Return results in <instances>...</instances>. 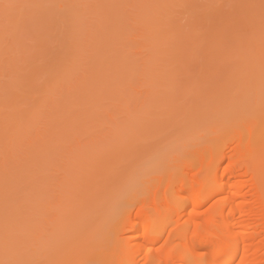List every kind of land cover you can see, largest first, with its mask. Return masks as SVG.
Instances as JSON below:
<instances>
[{"label": "rangeland", "instance_id": "374dc122", "mask_svg": "<svg viewBox=\"0 0 264 264\" xmlns=\"http://www.w3.org/2000/svg\"><path fill=\"white\" fill-rule=\"evenodd\" d=\"M127 1L0 3V262L122 264L131 235L113 241L110 224L138 220L171 191L166 177H196L244 117L263 115L261 0ZM153 24L168 36L147 39ZM113 46L133 64L115 68ZM99 56L113 63L96 59L98 75Z\"/></svg>", "mask_w": 264, "mask_h": 264}, {"label": "bare ground", "instance_id": "6f19581e", "mask_svg": "<svg viewBox=\"0 0 264 264\" xmlns=\"http://www.w3.org/2000/svg\"><path fill=\"white\" fill-rule=\"evenodd\" d=\"M4 1L5 0H3V2L2 1L0 2L2 6L5 4ZM8 1H5L6 4H8L7 3ZM118 1L119 0H117V2ZM128 1H130V3H132V5H131L132 8L134 7L133 5H135L137 3V2H135L137 0H132L134 2H132L131 0H128ZM143 1L145 2V0H143ZM148 1L149 0H147V2H146V6H147V4L151 3ZM151 1H152V3L150 5L153 4V1L156 2L157 0L156 1L151 0ZM162 1H164V0H161V1L158 0V2L160 4H158V2H156L157 3L156 6L163 5L164 7H166L167 1H165V3ZM138 2L141 5L140 4H138V6L136 5L137 8L139 6L145 7L144 6L145 4H143L144 2H142V0H141V2H140V0H138ZM10 3H12V1ZM115 3H116V1H115ZM118 3L121 4V0ZM133 3H135V4H133ZM164 4H166V5H164ZM123 5L124 4H122V6ZM125 6H123V7H125L124 9L126 12L128 11L127 18L128 17L130 18L131 17L130 15H132V17H133V12L139 11L138 9L137 10L135 9L136 11H133L134 9L132 10L131 7L127 9L126 4H125ZM160 6L156 7V8H160ZM163 6H162V9L164 8ZM13 7H11V8H13ZM149 7L150 6H148V9H149ZM141 8H139V9H141ZM143 9L144 8H142L141 10H143ZM3 10H5V9H3ZM65 10H67V9H65ZM65 10L63 9V11H65ZM74 10H76V9H74ZM120 10H121V8H120ZM122 10H123V8H122ZM71 11H72V9H71ZM129 11L132 14H129ZM126 12H124V14ZM75 14H76V12H75ZM121 14H123V13H121ZM142 14L145 15V13H142ZM142 14H140V16H142ZM135 15L137 16L138 14H135ZM155 16H156V14H155ZM76 17H78V16H76ZM100 17L101 16H99V20H100ZM132 17H131L132 20H133V18L135 19V16L133 18ZM138 17H139V15H138ZM143 17H145V16H142V19H143ZM152 17H154V16L152 15ZM152 17L150 16V19L156 20V18H152ZM105 18L106 17H103L104 20H105ZM158 18H160V17H158ZM106 19H107V21H105L104 24L106 23L105 26L107 27V22H108L109 18L107 17ZM142 19H140V20H142ZM150 19H148V20L150 21ZM166 19H168V18H165L164 20H166ZM153 21H150V25H151V22H153ZM154 22H157V21H154ZM101 23H103V22H100L98 24L101 25ZM109 23H108V25H109ZM165 23H167V22L165 21ZM165 23H164V25H166ZM98 24H97V26H98ZM104 24H103V26H104ZM115 24L113 26L110 23L111 27H115ZM157 24H159V23H157ZM161 24H159V26L162 28ZM82 25L83 24H81V26ZM150 25H148V26H150ZM159 26H157V27H159ZM99 27H100L99 29H101L102 25ZM111 27H110V29H111L110 31H109V28L106 29L109 31V33L106 31L107 34H109V35H110V33L111 34L113 32L115 33V31H113V29ZM130 27L132 28V29L130 28L131 30L136 28V27L134 28V26L132 24H130ZM137 27H139V26H137ZM153 27L155 28L156 25L153 24ZM157 27H156V29H157ZM160 27L157 30H159ZM146 29H149V31H150L151 27L146 28ZM166 29L167 28H165V30ZM169 29H170V27L167 30H169ZM151 30L153 31V28ZM131 32H133V31H131ZM156 33L157 34H155L154 31L152 33L147 32V34H150V35L153 34L154 36L162 33V34H160L162 37H163V35L166 34L165 31H163V29L161 30V32L157 31ZM120 34H122L121 36L123 37V35L125 33L123 34V32H122ZM172 34H173V32H172ZM109 35H108V37H109ZM160 35H159V37L158 36H156V37L161 38ZM166 35L168 36V34H166ZM263 36H264V34H263ZM96 37H97V35H96ZM151 37H152V35L150 36V38L148 37L147 39H151ZM86 39L89 40L88 38H86ZM86 39L83 38V40H85V44H86ZM163 40H164V38L160 41H162V43L164 45H166L164 43L165 40L164 41ZM169 40H168V42H169ZM153 41H154V39H153ZM260 41H262V40L260 39ZM156 42L158 44V40ZM83 43H84V41H83ZM93 44L91 43V45H93ZM108 44H110V43L108 42ZM111 44H112V42H111ZM114 44H116V43H114ZM160 44H161V42L158 45H160ZM84 46H86V45H84ZM254 46H255V44H254ZM89 47L91 48L90 45H89ZM116 47H117V49L121 48L120 46L119 47L113 46V49H115ZM153 47L154 46H152V49H153ZM128 48H126V49H128ZM93 49H95V48L93 47ZM124 50L122 48L121 50L119 49V51H118L122 55H120L118 52H117V54L113 53L114 54L113 56L115 58H120L119 60L116 59V61H114L115 63H118L117 66H114L115 68H117V67L120 68L119 66L121 64H122L121 66H123V64L124 65L133 64L134 57H128V56H132V55H127V54L123 55V54L127 53L126 50H125V52H124ZM147 50H149V49H147ZM156 50H154V51H156ZM116 51L117 50H115V52ZM120 51H123L124 53L120 52ZM102 53H104V52H102ZM98 55H101V54L98 53ZM108 55L109 54H107V56ZM101 56H104V55L102 54ZM113 56H112V58H113ZM125 56L127 57V59L133 58L132 62H130L129 59L126 60ZM85 57H83V58H85ZM105 58L106 57H104V59ZM108 58H109V56H108ZM108 58H107V60L104 61V59L102 60L101 57L99 56V57H95V60L101 59L102 63L105 62V64H107V66L109 63V66H111L113 62L112 61H111V63L108 62V60H111ZM110 58H111V56H110ZM239 58H240V56H239ZM250 59H247L248 62H251ZM124 60H125V62L127 61V63L122 62ZM94 61H93V64L96 63L97 66L96 65L95 66L97 68H99V66H100L99 62L97 60H96V62H94ZM118 61L121 64H119ZM245 62H247V61H245ZM248 62L244 63L242 61V63H244V65L245 64L247 65ZM105 64H101V66L105 67V66H103ZM248 65H250V64H248ZM248 65H247V68H248ZM241 66H242V64H241ZM85 67H87V66H85ZM242 67H240V68H242ZM86 69H84V70L86 71ZM99 69H100V71H97L98 75L101 72L102 68H99ZM132 69L130 70L131 72H132ZM118 70L119 69H117V71ZM87 71H88V69H87ZM118 83L120 84V82H118ZM115 89H116V87H115ZM125 97L127 98L126 95H125ZM120 98L123 99L124 94ZM125 101L128 102L127 99ZM262 114L263 115L261 116L260 114L258 115V113L257 114L254 113L253 115L251 113V116H247L248 117L247 119H245V117H244L245 120L242 118L244 121L243 123L241 122V124H240V125H242V127L238 126V127L234 128L235 126L233 124L234 127H232V126L231 127H232V129L233 128L234 129L231 130V134H229V135H231L230 138L228 136L227 139L228 138L229 139L226 140V142H224L222 144V146H220L219 148L218 147L214 148V150H212L210 157L208 158V160L206 161L204 166L201 168L200 174L196 175V177L189 178L188 174L186 173L187 171L185 172L184 170L180 171V173H177V174L175 173L176 176L174 175L175 177H173L172 179L166 177L165 178L166 180L163 183L166 185V187H169L171 191L169 192V190H168L169 193L167 194V196L164 199H154V200H150V201H145L138 208V211L136 212L135 216H136V218L138 217V220H134L131 222H124L119 227H117L114 223L110 224V226H109V233L111 235L110 239H112L113 241L117 240V239L123 240V238L125 240L126 234L129 233V235H131L130 237L132 240H128V241L123 240L124 242L121 243L119 251L116 255V258L122 264H163V262L167 261L168 250L171 247H173V245H175V244L183 245L186 242V238L190 239V233L188 232L189 226H191V228L193 230H195L197 224H202V223L206 224L209 221H216L217 222V226L219 227V229H221L222 238L225 240L226 244L229 242L231 243L233 256L238 255L239 258H241L244 261V264H264V112ZM236 122H237V120H236ZM236 122H234V123H236ZM238 128L241 131H238L237 130ZM235 129L238 132L237 131L235 132ZM253 130H254V132H253ZM226 132L230 133V129ZM194 157H197V156H194ZM0 176H1V174H0ZM4 179L5 178L0 177V183L4 182ZM19 209L21 210V207H19ZM148 211H150L149 213H151V214L159 215L158 220L156 218H154L151 214L146 215ZM141 215H145V216L141 217ZM0 217H1V215H0ZM139 217H141V218H139ZM14 220H18L17 217ZM186 222H190V225H189V223H186ZM128 238H129V236H128ZM132 244L134 246L133 249H131ZM161 246H163V247L161 248ZM149 248H151V251H149ZM158 248H160L161 250L157 251Z\"/></svg>", "mask_w": 264, "mask_h": 264}, {"label": "snow or ice", "instance_id": "6c2138e0", "mask_svg": "<svg viewBox=\"0 0 264 264\" xmlns=\"http://www.w3.org/2000/svg\"><path fill=\"white\" fill-rule=\"evenodd\" d=\"M3 7L8 9L13 6L4 4ZM261 7L264 8V0H261ZM186 223L190 225V222ZM188 232L190 239L186 238L183 245H173L168 250L167 261L163 264H244L238 255H232L231 243L226 244L216 221L197 224L195 230L189 226ZM0 264H12V262L4 261Z\"/></svg>", "mask_w": 264, "mask_h": 264}]
</instances>
